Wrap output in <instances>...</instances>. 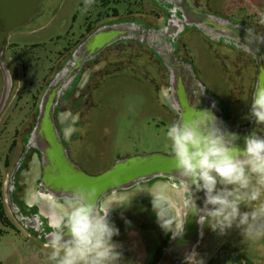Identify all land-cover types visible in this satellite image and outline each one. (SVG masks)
Returning <instances> with one entry per match:
<instances>
[{
	"label": "rangeland",
	"instance_id": "obj_1",
	"mask_svg": "<svg viewBox=\"0 0 264 264\" xmlns=\"http://www.w3.org/2000/svg\"><path fill=\"white\" fill-rule=\"evenodd\" d=\"M110 1L109 7L88 13L81 8L83 0H44L31 21L10 36L2 57L11 90L0 113V264H51L46 240L37 238L13 213L9 195L11 173L27 150L48 84L68 62L72 67V54L89 30L94 31L104 21L131 23L152 13L146 0ZM218 1L215 3L221 5ZM222 4L229 14L244 6L264 24L262 0H226ZM190 36L192 40L180 46L178 56L194 65L196 76L209 95H216L223 102L230 99L227 103L232 106L233 117L228 127L240 128L247 120L249 98L245 94L238 101L231 97L220 59L215 58L217 47L203 43L195 33ZM138 38H127L86 65L80 87L69 103H61L54 117L63 135L66 125L60 122L61 114L71 113L75 118L74 122L68 121L73 131L66 140L73 160L86 174L99 175L125 158L170 155L166 130L179 118L171 95L170 69L143 44L144 36ZM4 82L0 69V100ZM42 176V158L33 154L18 176L12 178L13 193L18 201L26 200V208L35 205L48 223L50 216L55 217L62 210L61 203L40 190ZM157 192H163L171 204V211L164 210L162 215L171 214L183 224L185 196L178 185L175 188L161 181L141 183L102 199L116 202L110 220L119 229V235L113 237L122 252L119 264H155L163 250L162 243L170 231L161 226L153 209L152 195ZM2 212L8 222L3 221ZM179 230L178 225L176 232ZM202 232V242L190 264H206L215 257L218 259L210 264H264V237L246 239L235 227L221 235L205 225Z\"/></svg>",
	"mask_w": 264,
	"mask_h": 264
},
{
	"label": "clouds",
	"instance_id": "obj_2",
	"mask_svg": "<svg viewBox=\"0 0 264 264\" xmlns=\"http://www.w3.org/2000/svg\"><path fill=\"white\" fill-rule=\"evenodd\" d=\"M94 3L84 0L83 10ZM249 105V117L264 125V88L256 90ZM69 120H75L71 113L61 114L65 139L73 131ZM166 138L183 182L186 215L191 212L198 224L221 235L235 227L246 239L264 237V136L253 131L243 138L241 148L236 143L238 134L229 131L211 111L193 108L190 115L168 125ZM193 186L204 193L203 207L193 198ZM115 205V201H101L83 189L65 197L59 205L62 211L49 222L52 231L45 246L50 249L51 264H119L122 252L113 240L119 229L110 220ZM152 205L164 229L177 234L179 225L182 231L183 224L171 214L162 215L170 208L163 192L152 195Z\"/></svg>",
	"mask_w": 264,
	"mask_h": 264
},
{
	"label": "water",
	"instance_id": "obj_3",
	"mask_svg": "<svg viewBox=\"0 0 264 264\" xmlns=\"http://www.w3.org/2000/svg\"><path fill=\"white\" fill-rule=\"evenodd\" d=\"M43 1L0 0V69L5 79L0 100V113L8 101L11 90L10 75L2 61L5 48L11 34L31 21L38 13ZM142 36H146L145 31L134 22L100 27L74 50L71 59H74L75 62L72 67L63 69L46 89L27 150L33 146L41 153L43 166L41 185L57 198H65L78 189H83L93 192L96 198L102 201L112 193L129 190L141 183H147L157 178L176 179V181L183 183L175 171L171 156L162 154L121 159L99 175L86 174L69 158L54 121L55 107L62 89L77 75L86 61L96 57L106 47L123 38L134 37L137 39ZM82 52L85 54L82 55ZM255 55L258 59H263L261 51H257ZM165 65L169 69L174 67L172 76L173 86L176 90L178 120L190 115L194 108L196 110H209L218 120L222 121V112L217 107L216 100L206 92L205 86L198 80L190 63L179 62L174 54H170L165 60ZM259 88H264V65L262 63L256 90ZM223 125L229 131L238 134L240 139L236 143L241 148L244 146L243 138L253 131L264 136V130H262L264 125H258L254 119L247 126L237 129L229 128L224 123ZM193 198L198 207H203L204 193L203 191H196L194 186ZM199 226L197 217L188 212L181 240L196 237Z\"/></svg>",
	"mask_w": 264,
	"mask_h": 264
},
{
	"label": "flooded vegetation",
	"instance_id": "obj_4",
	"mask_svg": "<svg viewBox=\"0 0 264 264\" xmlns=\"http://www.w3.org/2000/svg\"><path fill=\"white\" fill-rule=\"evenodd\" d=\"M225 1L226 0H221V5H219L217 4L219 2L218 0L217 3H215V0H146V3H149L151 6V10H148L152 12L149 13L151 15L147 17L142 16L138 19V21L134 20L132 22L138 24L145 31L146 36L144 41H142L143 44L147 45V48L151 50L154 55H157V57L160 56L161 62L163 61L164 64L165 60L168 58V56H170V54H174L179 62L190 63L189 60L183 58L181 59L178 56V53L181 45L188 44V42L192 40L190 35L193 33L198 35L197 38H199L200 41H204L211 47L212 45L216 46L217 51L215 55L217 57L215 58L220 59L221 63L219 66H221L222 72L226 77V84L231 97L238 101L240 96L245 94V96L251 100L252 96L256 92L261 63L264 65V24H261L255 20L249 10L244 8V6H241L233 13L229 14L222 8V3ZM122 22L123 21H104L103 24L101 23V26L96 28L94 31L89 32L87 37H85L82 42H84L100 27L111 26ZM126 39L127 38H123L109 47H106L99 55L84 63L77 75H75V77H73L71 81L62 89L55 107L54 117L57 116L61 103H69L76 90L80 87L85 66L96 62L106 50L112 48L113 46H117ZM82 42H80L79 45ZM260 50L263 59H258L255 55L256 52H260ZM71 64V62H68L66 68H70ZM190 64L193 66V69H195L194 65L192 63ZM173 68L174 67L170 69L171 95L175 101L174 104L176 105V90L173 86L172 76ZM59 73L60 72H58L56 76ZM206 92L209 93L207 90ZM235 93H237V96ZM213 97L216 100L217 107L222 112L223 123L228 126L233 117L231 110L232 106L227 103V101H230V99L223 102L221 101L222 99L220 100L216 95H213ZM249 109L250 105L246 112L247 120L241 127L247 126L252 120V118L249 117ZM57 129L59 128L57 127ZM58 133L62 144L68 152L69 158L74 164L77 165V162L73 160L71 153H69L68 141L64 138V135L61 133L60 129ZM33 154H38L42 158L39 150L33 146H30L28 150L25 151L21 161L15 165L14 170L12 171L13 176L11 173V187L9 190L10 206L14 215L19 220H21L27 228H29L31 231L33 230L37 238L42 239L43 237L47 242V234L52 231V229L49 227V222L50 220L54 222L58 213L55 217L50 216V219H47L49 222L45 223L46 220H44L43 216L37 212L35 205H29L30 207L26 208L24 205L28 204L26 200L22 202L18 201V199L15 198V194L13 193L14 186L12 185V178L14 180L15 176H18L21 168L27 162V159ZM157 181L169 183L175 188L178 185L181 189L182 186V183L176 181V179L170 178H160L156 181L153 180L147 182L146 184L152 182L155 183ZM40 190L43 191V194H50L53 196L52 198H54L55 202L61 204L63 203L64 198H57L45 187H42ZM183 194L185 196L184 192ZM173 201L176 204L175 199H173ZM168 204L171 207L169 201ZM184 207L187 211L186 205H184ZM168 210L171 211L170 208L165 211ZM183 219L184 228L186 225V214ZM204 226L205 225L199 226L196 237H190L185 240H181L182 231L180 232V230L177 233L178 235L173 231L167 232V237L162 243L164 245L163 250L157 257L155 264H190L192 261L191 258H194L197 248L202 242V230ZM192 251L193 254H191Z\"/></svg>",
	"mask_w": 264,
	"mask_h": 264
},
{
	"label": "trees",
	"instance_id": "obj_5",
	"mask_svg": "<svg viewBox=\"0 0 264 264\" xmlns=\"http://www.w3.org/2000/svg\"><path fill=\"white\" fill-rule=\"evenodd\" d=\"M83 2H84V0H83ZM83 2H82V4H81V8L83 9ZM111 1L110 0H95V3L92 5V7L89 9V10H87L88 11V13L89 12H92L93 10H97V8H107V7H109L110 5H111ZM81 10V9H80ZM114 13H115V16H117L118 15V10L117 9H115L114 10ZM92 30H89V32H91ZM79 45V44H78ZM77 45V46H78ZM158 179H160V178H157V179H154V181H156V180H158ZM153 181V180H152ZM153 183V182H152ZM2 218H3V221H5V222H8V219H5V214L2 212Z\"/></svg>",
	"mask_w": 264,
	"mask_h": 264
},
{
	"label": "crops",
	"instance_id": "obj_6",
	"mask_svg": "<svg viewBox=\"0 0 264 264\" xmlns=\"http://www.w3.org/2000/svg\"><path fill=\"white\" fill-rule=\"evenodd\" d=\"M214 259H216V257H215V258H213V259L211 258V259L208 261V263H206V264L214 263V262H213V261H214ZM217 259H218V257H217ZM217 259H216V260H217Z\"/></svg>",
	"mask_w": 264,
	"mask_h": 264
},
{
	"label": "bare ground",
	"instance_id": "obj_7",
	"mask_svg": "<svg viewBox=\"0 0 264 264\" xmlns=\"http://www.w3.org/2000/svg\"><path fill=\"white\" fill-rule=\"evenodd\" d=\"M261 51V50H260ZM259 52V51H258ZM85 54V52H82V55H84ZM262 55V54H261ZM169 196V195H168ZM191 254H193V252L191 253Z\"/></svg>",
	"mask_w": 264,
	"mask_h": 264
}]
</instances>
